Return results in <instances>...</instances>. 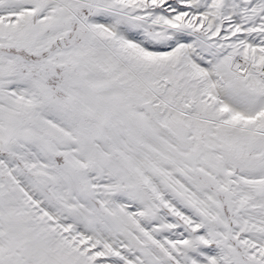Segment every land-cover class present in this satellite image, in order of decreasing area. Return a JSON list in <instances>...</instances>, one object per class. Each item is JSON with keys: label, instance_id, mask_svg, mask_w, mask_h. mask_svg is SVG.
I'll return each instance as SVG.
<instances>
[{"label": "snow or ice", "instance_id": "obj_1", "mask_svg": "<svg viewBox=\"0 0 264 264\" xmlns=\"http://www.w3.org/2000/svg\"><path fill=\"white\" fill-rule=\"evenodd\" d=\"M0 264H264V0H0Z\"/></svg>", "mask_w": 264, "mask_h": 264}]
</instances>
